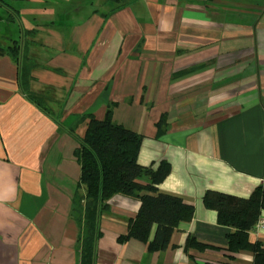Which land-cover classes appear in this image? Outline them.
<instances>
[{
	"label": "crops",
	"instance_id": "obj_1",
	"mask_svg": "<svg viewBox=\"0 0 264 264\" xmlns=\"http://www.w3.org/2000/svg\"><path fill=\"white\" fill-rule=\"evenodd\" d=\"M0 21V264H79L70 212L81 165L69 127L84 136L77 117L102 119L109 103L117 122L144 135L140 164H171L159 191L195 210L151 252L119 241L141 201L114 195L94 264H253L251 251L219 249L231 228L203 196L247 198L264 184V0H15L0 3ZM14 41L17 61L6 51ZM23 67L32 91L58 92L64 125L28 98ZM249 238L264 245V229Z\"/></svg>",
	"mask_w": 264,
	"mask_h": 264
},
{
	"label": "trees",
	"instance_id": "obj_2",
	"mask_svg": "<svg viewBox=\"0 0 264 264\" xmlns=\"http://www.w3.org/2000/svg\"><path fill=\"white\" fill-rule=\"evenodd\" d=\"M15 0H0L1 4L10 5ZM19 43L13 42L7 52L17 61L20 56ZM6 47L0 46V54ZM31 71V70H30ZM25 67L21 68V85L41 110L52 116L60 124L61 113L52 103H60L54 91L39 94L32 91L26 81L34 78ZM50 101L48 100V98ZM115 103L107 105L104 118L99 119L94 112L80 114L75 125L86 122L84 136L75 134V126L69 127L78 142L76 156L81 165V176L77 189L72 196L71 214L80 226L78 245L80 249L79 264H94L95 246L100 235L99 219L108 201L116 194L138 198L141 206L137 215L130 219L128 232L119 237L120 242L131 238L148 244L151 252L165 250L174 230L194 215L195 207L181 197L160 192L158 185L171 171V164L162 160L158 167H147L139 163L138 156L144 135L127 128L114 119ZM80 189L84 191L81 192ZM204 204L218 212L220 224L230 227L228 243L220 247L228 251V257L240 251H251L253 264H264V245L260 241H250L249 232L256 227L264 211V184L255 187L249 197L207 190L203 196ZM157 230L151 239L152 229ZM188 243L200 248L208 247L190 236Z\"/></svg>",
	"mask_w": 264,
	"mask_h": 264
},
{
	"label": "built area",
	"instance_id": "obj_3",
	"mask_svg": "<svg viewBox=\"0 0 264 264\" xmlns=\"http://www.w3.org/2000/svg\"><path fill=\"white\" fill-rule=\"evenodd\" d=\"M255 229H257V230L264 229V215H262V216L259 218V221H258V223L256 224Z\"/></svg>",
	"mask_w": 264,
	"mask_h": 264
},
{
	"label": "rangeland",
	"instance_id": "obj_4",
	"mask_svg": "<svg viewBox=\"0 0 264 264\" xmlns=\"http://www.w3.org/2000/svg\"><path fill=\"white\" fill-rule=\"evenodd\" d=\"M3 25H4V23L0 21V28H1ZM1 32H3V31L0 30V33H1ZM48 87H51V85H47V86H45V88H47V91L51 90V88L49 89ZM43 89H44V87L40 90V92H41V91L43 92ZM44 91H45V89H44ZM49 93H50V92H49ZM51 94H53V93H51ZM52 104H53L52 106H53L55 109H58V104H56V103H52Z\"/></svg>",
	"mask_w": 264,
	"mask_h": 264
}]
</instances>
